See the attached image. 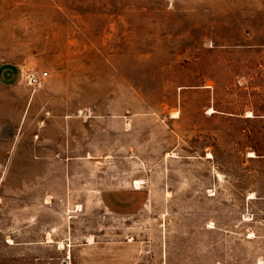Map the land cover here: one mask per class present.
<instances>
[{"label":"rangeland","instance_id":"obj_1","mask_svg":"<svg viewBox=\"0 0 264 264\" xmlns=\"http://www.w3.org/2000/svg\"><path fill=\"white\" fill-rule=\"evenodd\" d=\"M68 263L264 264V0H0V264Z\"/></svg>","mask_w":264,"mask_h":264},{"label":"built area","instance_id":"obj_2","mask_svg":"<svg viewBox=\"0 0 264 264\" xmlns=\"http://www.w3.org/2000/svg\"><path fill=\"white\" fill-rule=\"evenodd\" d=\"M49 76L48 71L26 70L23 73V82L26 87L36 90V88Z\"/></svg>","mask_w":264,"mask_h":264},{"label":"bare ground","instance_id":"obj_3","mask_svg":"<svg viewBox=\"0 0 264 264\" xmlns=\"http://www.w3.org/2000/svg\"><path fill=\"white\" fill-rule=\"evenodd\" d=\"M213 111V110H212ZM247 116H252V113L251 112H248L247 113ZM250 155L251 156H255L256 154L254 153V152H251L250 153ZM210 156H212L210 153L208 154V157H210ZM135 185L138 187V186H140V182H139V180L137 179V181L135 182ZM80 206V205H79ZM253 235V234H252ZM49 238V237H48ZM92 239V238H91ZM49 241H51V239L49 238L48 239ZM64 246V244H63V242H60V247H63ZM68 254H69V257H70V251L68 252ZM69 264V263H68Z\"/></svg>","mask_w":264,"mask_h":264},{"label":"crops","instance_id":"obj_4","mask_svg":"<svg viewBox=\"0 0 264 264\" xmlns=\"http://www.w3.org/2000/svg\"><path fill=\"white\" fill-rule=\"evenodd\" d=\"M91 244H92V243H90L89 241H86V243H85V247H86V248H84V249L89 248V246H90Z\"/></svg>","mask_w":264,"mask_h":264}]
</instances>
